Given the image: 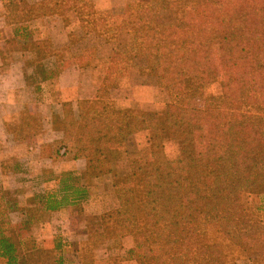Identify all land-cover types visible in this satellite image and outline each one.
<instances>
[{
  "label": "trees",
  "instance_id": "obj_1",
  "mask_svg": "<svg viewBox=\"0 0 264 264\" xmlns=\"http://www.w3.org/2000/svg\"><path fill=\"white\" fill-rule=\"evenodd\" d=\"M88 1L44 0L37 10L40 15H76L78 27L69 34L70 46L83 44L89 36L114 40L123 31L131 33L135 49L114 52L106 76L127 74L143 59L145 67L139 73L151 74L158 87L175 95V100L182 96L185 106L178 108L173 103L163 113H144L138 121L132 111L101 102L86 112L68 103L61 105L62 133L47 145L50 158L84 162L83 175L111 176L117 200L115 210L92 219L86 244H95L108 232L118 238H137L148 251L140 257V264H226L225 243L228 251L238 249L247 260L262 259L264 0L194 3L191 12L178 20L172 36L159 32L156 16L179 11L181 0H162L161 9H156L158 3L153 0L141 1L140 13L132 15L126 9L119 25L113 24L109 12L83 13ZM19 4L23 8V2ZM20 6H16L18 11ZM223 25L227 26L225 32L220 31ZM21 35L18 41L9 40L14 46L11 52L29 53L31 59L25 67L41 69L42 78L35 85L38 92L41 84L53 81L61 72L60 50L50 40L34 41L25 32ZM79 47L75 64L86 74L95 58L94 47ZM41 61H55L54 67L44 70ZM210 75L218 77V96H206ZM201 98L205 100L202 110L189 106L190 101ZM25 111L21 118L28 134L33 129ZM141 126L148 147L125 154L127 169L120 174L115 169L119 149ZM173 142H183L186 154L171 161L164 154V145ZM34 181L41 186L56 181L57 189L39 191L35 205L25 208L16 200H4L0 188V203L7 206V215L24 218L12 225L0 211V264H34L35 251L26 254L21 247L31 225L47 213L81 210L88 199L86 187L73 172L28 182ZM250 198L258 201L255 211L249 208ZM51 264L61 263L53 260ZM85 264L96 262L87 260Z\"/></svg>",
  "mask_w": 264,
  "mask_h": 264
},
{
  "label": "rangeland",
  "instance_id": "obj_2",
  "mask_svg": "<svg viewBox=\"0 0 264 264\" xmlns=\"http://www.w3.org/2000/svg\"><path fill=\"white\" fill-rule=\"evenodd\" d=\"M36 1V0H35ZM144 0H128L127 7L129 13L132 15H138L143 9V6L139 3ZM158 4H155L156 9H161L162 0H153ZM208 0H181L179 11H163L157 14L156 21L158 24V30L161 33H166L169 35H174L175 26L178 20L191 12V8L194 3H204ZM35 3V2H34ZM126 11V10H125ZM94 12L91 6L87 3L86 10L83 13ZM33 14L36 16L38 14L37 6L33 7ZM115 21L114 23H116ZM113 23V24H114ZM117 24V23H116ZM115 25V24H114ZM50 25H48L49 27ZM48 27L43 26L41 23L33 24V38L40 39V41H48ZM66 27L73 32L77 31V24L73 26L72 23L66 22ZM221 32H225L227 26L221 27ZM126 38L120 40L119 48L125 50V52H130L135 49L133 42H128L126 44ZM9 38L4 34L0 37V49L3 56V61L6 64L13 62L14 58L19 57L18 53H12L14 46L9 43ZM97 41H85L83 44L86 46H92L94 49L97 47ZM82 42H78L75 45L67 44L65 49L60 50V60L63 63H71L76 55L78 57L81 48L79 46L83 45ZM121 51V50H119ZM94 53V61L91 64L93 67V73L91 70L88 74H83V85L80 88V93L83 98L77 103V107L86 112L97 103L109 104L112 107L119 110H130L133 115L136 116L138 121L143 120V114H160L167 110V108L176 103L174 106L178 105V108L184 107L185 103L182 96H178L174 99V96L164 88L158 87L156 80L151 74L143 73L140 74L139 71L145 67L143 59H139L136 64V70L134 72V78H129L132 84L141 85L143 89L137 97H132L130 93L126 90L124 83L126 82V74L107 77L105 74L106 65L108 60H99L97 58L96 51ZM44 63V62H43ZM41 61V67L45 70V64ZM48 67V66H46ZM36 68V70H35ZM25 78H27L28 86L26 90L21 94L20 102L22 105H26L24 110L28 114V122L32 124L33 131L30 133H25L26 129L23 125L22 118L13 121L12 126L9 130L15 132L16 140L19 142H40V145H46L47 140L52 142L59 138L62 133V122L61 114L53 115L49 117V114L59 113V109L56 105H51L53 109L44 110L43 105L46 102L57 98L55 95L58 94L52 87L43 88L42 92L35 90V85L41 80V69H38L37 65L34 68H24ZM52 69V68H50ZM39 70V71H38ZM213 69L211 68V71ZM210 71V72H211ZM129 72V71H128ZM131 72V71H130ZM132 74V75H134ZM211 78V75H210ZM213 80V81H212ZM35 82V83H34ZM206 96H218L221 91L219 88L218 77L212 75L211 86L207 89ZM205 100L194 99L190 101L189 106L195 110H202L204 107ZM69 104V103H68ZM27 118V117H26ZM17 120L19 123H17ZM50 122V129L47 123ZM10 124V125H11ZM30 124V125H31ZM51 130V131H49ZM57 137V138H55ZM147 133L143 126L139 128L136 135L128 139L123 148L119 149V154L115 161L116 171L120 174L125 173L127 169V163L125 161V154L132 153L135 151H144L148 147L147 145ZM43 142V143H42ZM0 145V154L5 152L7 155L8 147L5 143ZM32 147L33 144H28ZM49 145V143L47 144ZM46 145V146H47ZM6 147V148H4ZM10 150V149H9ZM32 152V151H29ZM32 154V153H31ZM35 154V155H34ZM31 156L36 157V153ZM39 154V152H37ZM45 156L49 155L50 151L46 147L42 151ZM41 154V155H42ZM164 154L168 160H178L185 156L186 149L183 142H173L166 143L164 145ZM16 164H21L20 160L24 158V151L22 149L16 152ZM15 157V156H14ZM14 157L12 162H14ZM51 159V158H50ZM55 160V159H53ZM58 161V160H56ZM114 161V160H113ZM79 162V161H78ZM81 162V161H80ZM81 171L73 172L75 177L79 179V184L84 185L88 191V199L82 204L81 210L65 209L62 215H51L47 213L41 216V221L36 224H32L29 228V233L24 236L21 240L22 250L26 254L31 252L35 253V258L32 259L34 264H51L52 261H59L61 264H85L86 261L96 262V264H140V257L147 254L148 251L141 247V243L137 238H132L130 236L118 238L115 233L108 232L103 234L102 238L97 239L96 243L93 245L86 244L87 233L93 227V218L99 217L105 213H109L116 209L117 200L114 196L111 184L112 177L109 175L94 177V175H89L83 173L85 172L84 162L78 164ZM54 168L50 164L34 163L30 164L28 167L29 175L32 178H20L27 179L26 181H31L32 179L42 177L45 180L53 179V177H58L60 173H55ZM44 171V175H43ZM63 173V172H62ZM20 180L16 185L8 183L5 179L0 182V188L4 194V200L14 201L16 200L19 207L25 208L29 205H35V196L41 190L54 191L57 189V182L52 181L44 185L35 182L34 184L30 182H25ZM41 186V187H40ZM249 202L251 210L258 205V201L255 198H250ZM7 206H5L4 201L0 203V211H3L2 218L8 219L12 225H18L23 221L24 218L18 214H8L6 213ZM255 211V210H254ZM38 216V215H37ZM260 219H263L262 215H259ZM226 243L223 244L226 254H228L226 264H264L261 260L243 255L238 249H231L233 251H228L226 248ZM148 255V254H147Z\"/></svg>",
  "mask_w": 264,
  "mask_h": 264
},
{
  "label": "crops",
  "instance_id": "obj_3",
  "mask_svg": "<svg viewBox=\"0 0 264 264\" xmlns=\"http://www.w3.org/2000/svg\"><path fill=\"white\" fill-rule=\"evenodd\" d=\"M19 1L23 2V8L20 6ZM43 1L44 0H0V37L4 34L9 39H16V41H18L22 36L21 33L25 32L28 39L38 41L40 39H36V37L35 39L33 38L34 32L32 30L34 23H41L43 26L47 27L50 25L47 32L49 40L52 42L53 46L59 50L65 49V46L69 44V34L73 32V30L66 27V22L72 23L73 26H75L78 21L77 17L74 13H70L67 17H61L59 15H40L39 13L35 16L33 14V7L38 6ZM127 1L128 0H89L87 3L91 6V9H93L94 12L111 13L113 15L112 22L114 23L117 21V24H114L119 25L126 10ZM11 3L13 5L12 7ZM16 6H20L19 11ZM12 21L18 22L19 24H10ZM123 38H126V44H128V42H133L131 33L127 31L119 33L114 40H107L103 37L95 36H89L86 40L97 41V47L94 49L97 54L95 56H97L99 60H108L114 52H118L119 50H121V52L125 51L119 48L120 40ZM18 55L19 57L14 58L13 62L6 64L3 61L0 49V145H4L3 143H5L9 151L7 152V155L5 152L0 154V182H3V180L6 179L8 183L11 182V184L16 185L20 180H23L20 178H32L29 175L28 167L30 164H33V162L36 164L42 162H44V164H50L54 168L53 170L55 173L79 172L80 169H77L79 168L78 164L82 163V161L60 162L50 159L49 155L45 156L42 154V151L47 147L46 145L52 143L51 140H47L45 142L46 145H40L41 147H38L40 142L35 141L29 143V141H31L29 140L28 144H33L31 145L32 147H29V145L26 144L27 142L17 141L16 136H14L16 135L14 134L15 132L11 133L9 130L13 121L21 117L26 106L22 105L20 97L28 86L24 68L25 62L28 59H31V55L22 52L18 53ZM75 59L76 55L70 64L61 62V72L57 78L51 82L40 85V92H42L43 88L49 86L58 93L55 95L57 97L55 102L51 100L43 105L45 111L53 109L51 105H56L59 109V113L53 114L51 112L49 114L50 118L53 117V115L61 114L62 104L69 103L74 109H76L77 103L83 100L80 93V88L83 85V72L78 69L75 64ZM53 62L45 64L48 66H45L46 70H50V68L54 67ZM90 70L93 73V67H91ZM135 70L136 69H131L127 72L126 82L124 83V85H126V90L132 95V97H137L141 93L142 90H139L138 88L143 89L141 85H137L136 83L131 85V80L129 78H134L135 74L132 71ZM17 123H19L18 120ZM47 126L50 129V122L47 123ZM22 149L25 154L24 158L20 160L21 164H16L17 159L15 154L18 150L22 151ZM37 152H39V154H37ZM31 153H36V157L31 156ZM13 157L15 160L14 162H12ZM82 171H84V166ZM82 171L80 170V172ZM26 180L27 179H24L23 181L28 183ZM63 211L64 210H61L51 215H62Z\"/></svg>",
  "mask_w": 264,
  "mask_h": 264
}]
</instances>
